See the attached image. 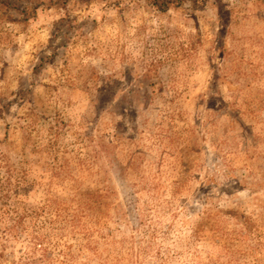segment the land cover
I'll return each instance as SVG.
<instances>
[{"label": "rangeland", "instance_id": "obj_1", "mask_svg": "<svg viewBox=\"0 0 264 264\" xmlns=\"http://www.w3.org/2000/svg\"><path fill=\"white\" fill-rule=\"evenodd\" d=\"M0 264H264V0L0 8Z\"/></svg>", "mask_w": 264, "mask_h": 264}, {"label": "trees", "instance_id": "obj_2", "mask_svg": "<svg viewBox=\"0 0 264 264\" xmlns=\"http://www.w3.org/2000/svg\"><path fill=\"white\" fill-rule=\"evenodd\" d=\"M90 2L94 0H77ZM104 1V0H103ZM146 5L159 13L170 10L197 8L220 0H144ZM68 0H0V8L17 16L21 21L36 20L38 15L51 9L64 10Z\"/></svg>", "mask_w": 264, "mask_h": 264}]
</instances>
